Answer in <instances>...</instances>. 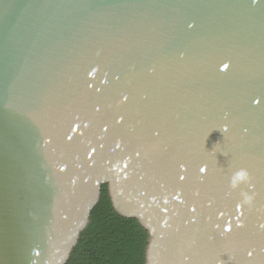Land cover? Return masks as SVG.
Here are the masks:
<instances>
[{"label":"water","instance_id":"95a60500","mask_svg":"<svg viewBox=\"0 0 264 264\" xmlns=\"http://www.w3.org/2000/svg\"><path fill=\"white\" fill-rule=\"evenodd\" d=\"M95 225L134 264H264V0H0V264Z\"/></svg>","mask_w":264,"mask_h":264},{"label":"trees","instance_id":"16d2710c","mask_svg":"<svg viewBox=\"0 0 264 264\" xmlns=\"http://www.w3.org/2000/svg\"><path fill=\"white\" fill-rule=\"evenodd\" d=\"M72 264H134L130 246L107 235L98 225Z\"/></svg>","mask_w":264,"mask_h":264},{"label":"clouds","instance_id":"9594fccd","mask_svg":"<svg viewBox=\"0 0 264 264\" xmlns=\"http://www.w3.org/2000/svg\"><path fill=\"white\" fill-rule=\"evenodd\" d=\"M249 179V174L246 170L241 169L234 173L232 179H231V186L233 188L237 187L240 183L246 182ZM245 202H251V197L247 196L245 194Z\"/></svg>","mask_w":264,"mask_h":264},{"label":"snow or ice","instance_id":"6c2138e0","mask_svg":"<svg viewBox=\"0 0 264 264\" xmlns=\"http://www.w3.org/2000/svg\"><path fill=\"white\" fill-rule=\"evenodd\" d=\"M202 171H203V169H202Z\"/></svg>","mask_w":264,"mask_h":264}]
</instances>
